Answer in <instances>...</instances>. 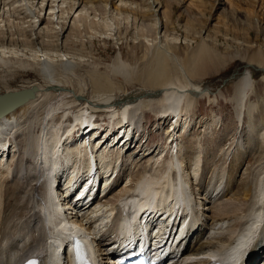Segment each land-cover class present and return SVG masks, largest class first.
<instances>
[{"label": "bare ground", "instance_id": "bare-ground-1", "mask_svg": "<svg viewBox=\"0 0 264 264\" xmlns=\"http://www.w3.org/2000/svg\"><path fill=\"white\" fill-rule=\"evenodd\" d=\"M20 1L24 2V4L18 5L17 0H0V22L6 20L8 22V25L12 24L13 26L15 25L14 24L15 21L28 22V19L32 18L34 20L38 19L39 20L38 23L40 22L43 23V21H46L47 25H53L54 23L53 17L55 14L56 15L58 14L60 15V17H58L57 19L60 18V20H62L61 23L63 24L61 32L64 31L63 33H65L68 31L67 29L69 28L71 30L75 29L76 31V28L79 26V22L84 21L83 18L85 17V14L86 17L87 15L90 16L89 13L87 14V10L92 9L91 12L92 11L96 12L97 10H99L100 12H106L109 3H111L112 8L116 9L117 12L119 11V13L120 11H124V13L125 12L133 13L135 15L134 16L135 20L133 21H135V23L140 22L141 23L140 26L142 25L144 28L146 27L145 30L146 29L148 30V27L150 29L152 23H154L153 27H156L155 28L156 30L157 28L158 29L161 28L162 30L164 26L169 25L168 23H170L171 20L170 14L167 11L161 15V10L163 9V7L159 0H20ZM229 2H231L232 4L233 1L229 0ZM234 5L235 3H233V7ZM47 10H49L48 20H46V13H45L47 12ZM129 16L127 17L129 18ZM86 17L85 19H87ZM73 18H74L73 23L70 26V21ZM151 18L153 21L152 23H150L151 21L149 22V19ZM42 23H40V26ZM135 23L133 22V25ZM8 25L5 24V26ZM189 26L191 27V25ZM189 26L186 27L180 26L179 28L180 32L185 33L184 34L185 40H187L188 37H190L189 35L191 34L190 29H188ZM141 29L143 30V28ZM202 33L203 30L196 32V35L201 36ZM25 34L28 36L30 35V33L27 32H25ZM143 35H145V33ZM156 35H158V33ZM149 37H151V35ZM203 37L196 51L193 52L191 55H189V57L185 61H182L183 65H179L180 64L179 62L175 64L176 63L175 59H174L175 63L172 64L170 61V59L172 58L170 57L171 51L170 53L168 52L170 54L168 55L167 51L162 52V50H160V53L159 52L156 53L157 60L156 59L152 60V58H148L147 61L144 60L143 62H140L141 64L138 69L139 73L138 74L136 72L135 73L137 74L136 79L142 82V84L144 85L143 90L130 92L127 88V89H121L122 91L124 90V92L121 93L114 92V87L112 86V84H110L111 81L109 79L98 78V79H93L92 82L93 89L90 92V96L89 94H85L84 90L80 89L79 91H76L75 88L73 89L70 86H67L66 84L60 82L55 77L60 67L65 71L67 70L71 71L70 69L78 67L80 63L75 64L74 62H70V60L68 59L66 60L61 59L55 62L50 58V57L54 58L53 56H48L42 53V54H37L38 55L37 60L34 57V61H32L30 67H26L24 65L19 64L22 61H20L19 58L17 59L16 54L11 53L10 50L2 51L8 54H3L0 51V88L4 86L3 91H5L0 94L17 92L19 90L37 87V92L34 99L28 101L27 103L19 107L17 110H14L13 112L7 114L6 116L0 119V155H1L0 156V264H14L13 260L15 258L17 260H21L22 258L28 260L29 258L32 257L31 256L32 254L35 256V253L30 252L35 249L30 247V245L32 244L43 245L38 248L45 247L46 249L49 244L53 243L55 245V243L61 240V235H58L56 237L54 236L53 238H49L47 240L45 246V244L40 242L43 239V237L40 236L41 227L43 228V232L48 231L50 228L53 229V233L55 231H58L61 232L63 236L64 234L66 235L69 232H73L75 234H82V235L88 234L89 236H91L92 234H96L98 232L97 227H95L93 231H90L89 228H87V231L90 232H82L81 229L79 228H76L75 230L72 231L69 227L70 224L71 223L76 224V227H80V226L83 227L86 224H88L89 227L92 228L94 225L98 226L99 221L104 223V219L107 218L108 220L112 219V221L117 220V223H119L121 227V231H120L121 234L122 232H126L125 224L127 223L135 226L136 225L135 221H137L138 225H143V226L150 225L149 221L148 224H146L147 221H144L145 217L157 218L159 215H156V211L160 209L161 210L166 209V208H159L166 206V204L168 205V207H170L169 203L172 201V198L176 200L177 204H180L182 200V203L185 206L188 205V199H186L184 195L185 193H187L191 200L192 194L189 193L190 189L187 188V183H186L187 181L185 180L186 181L185 182L182 179L176 178V176L178 175L173 177L174 180L176 179L175 184H173L174 183L173 180L171 181L169 179L170 177L167 179L169 175L174 176V173L173 174L165 173L164 176L163 175L160 176L162 177V179L165 181L166 184L169 183L168 184L169 188H166L167 185L165 183H164V185H166L165 187L156 184L160 180L156 181V178L152 179L155 176L152 177L151 175V178L150 176L143 177L142 176L143 173H141L142 175L135 173L132 175V180H131L132 182H134V184L133 183L130 184L128 188L125 189L121 188L120 189L121 191L119 190L120 192L118 194H115V189L111 190L109 195L103 197L102 199H98L97 202L95 204H92L91 206H85L86 204L85 199H81L72 204L68 203L64 198V191L60 187L57 188L56 190L54 187H51L49 191L43 190V187L46 184L50 183L53 185V183L60 182L61 179L65 177H67L66 181H68V183L66 184L68 191H72L75 187H77L80 184V180H79L80 174L78 175L75 172V170L73 171V169L63 170L65 166H69L72 164L73 166H76L75 163L73 162H76L75 160L78 159V154H80V151L84 154L82 155L85 161L84 163L85 166H83L84 168H87L89 166L90 169L91 162L95 163V161L99 162L100 164H106L103 166L104 168H107L105 182H103L105 178L102 175L98 174L101 185L103 183L105 185H108L114 173L117 174V176L113 181V185L115 186L116 181H118V185H119V180L122 183L124 182L122 178L120 179L121 174H125L127 167L128 168L130 167V165H128L127 163L128 159H130L132 156H133L132 159L133 158L136 159V156L139 154L138 151L139 148L143 147V145L140 146L142 143L139 144V146L137 147V141L132 139L131 141H127L123 145L124 149L125 147H128V150L124 155L117 153L115 151H111L112 149H115L117 146H119L120 142L115 147H113V143H112L111 144L112 146L108 150V152L106 151L101 153V149L104 146L109 144V142L110 143L114 142L116 139H118V137L117 136L115 137L114 135L111 136L109 141H107L104 145H102L99 148L98 147L99 143H101V141L104 140L103 134L100 137H98L95 141H92V144L90 143V141L88 142L85 139L81 140V142L73 141L70 139V137L72 136L71 134L65 137V134H61L60 131L57 130L56 128L53 127L49 128L51 119L50 120L48 119L53 118V120L51 121L55 122L54 116H58L60 114L59 117L64 119L66 118V116H68L67 114H73L72 120H70L71 126L68 125L69 128L67 127L66 130L68 131L70 130L69 132L71 133L72 132L71 130L77 129V131L80 132L81 129H86V127L82 128V126H87V128H89L88 130L89 136L90 135L94 136L99 130V128H102L105 131L104 133H106L107 131L106 129H108V127L109 128L111 127L114 118L121 117L122 119H117L119 121L115 123L116 127H118L117 129L120 130L124 128L123 138L129 137L130 135L127 132H125V130L127 131V129H129V126L131 124L125 127L122 125L124 121L130 122V119L131 120L135 119V116L133 117L130 114V112H128L129 107L131 110L137 108V105L135 104L138 102V99L143 97L150 99L149 101L147 100L148 101L147 105L150 106L151 99H155V97H161L162 93L159 94V91L163 92L165 90H169V87L172 85L174 87V83L172 82L171 78L173 77L172 76L173 74H176L178 68L185 72V77H186L185 82H180V84L177 85L179 86L180 89H182V91L179 90L178 88L170 91L171 92L170 95L168 91L165 92L164 95L167 96L169 100L170 99H172V101L174 100L175 108L164 109V106L162 105L161 106L162 109H160L159 111L162 113L163 117H165V115H167V113H169L170 111L173 112L176 117H179L178 109H180L181 107L180 105L181 103H183L186 109L185 113H188L190 109H193L194 101L196 102L197 98L199 100L202 99L204 96H206L207 93L209 94V92L207 91H210V89L207 88L205 90L206 92L204 93L202 86L203 84L201 83V80L206 76V71H208V68L213 67L215 68L216 72H219L225 66V64H228L229 61H233V58L227 60L223 58L222 61L220 55L217 54L213 48H210L209 45H207V41L209 37L208 36H207L208 38L207 37L203 38ZM154 38L153 40L150 39V41L155 42L156 39L154 40ZM159 39L157 40V42H155V45L158 43ZM6 45H8V43ZM10 45L11 46L22 45L27 47L30 46L33 48L36 47L35 42H33L32 40L30 42L25 43L22 40L13 39L12 41H10ZM154 47L157 48V49L155 48L154 50H159L158 49L159 47L157 45ZM2 49H5V47H2ZM171 60H173V58ZM247 65L249 66L255 65L264 71V55H262V52L261 51L255 52L249 58ZM25 69L27 71H25ZM25 72H34L36 76H38L39 78L41 77L43 79V82L37 83L32 80L30 81L25 80L24 78ZM253 75L254 74L249 70H246L244 73H242L238 77L236 84L234 85L235 93L234 92L232 93L235 94L233 96V102H234V107L237 110L238 114H240L241 111L239 110L240 108L243 107L245 108L246 106L248 107V114L246 115L244 114V115L248 119V129L250 133L248 139L249 144L246 143V145L244 144L245 146L243 145L244 146L243 148H245L246 150L244 151L240 143L239 146L240 148L243 149L244 152H242V150L238 148L239 150H241L240 151L241 154H239L240 156L237 157L236 161L234 159H236L235 157L238 155V153L235 157L233 156L234 157L233 160L235 161L233 164L234 173H232L231 175L226 174L227 175L226 176L225 174L222 173L228 170L225 169L224 171L221 172L222 174L220 173L221 177L218 178V180L220 179V181L214 184V181H216L215 178L219 174L218 171L223 168L221 167L223 165L220 166L221 168L220 167L214 168L215 166L213 165L214 167L212 168H214V170L211 171L212 172V174H210L211 178L210 179L208 178L210 181L206 185V187L203 188V186L205 185L203 183V186H201L202 185L201 182L205 178L203 177V180L201 179L202 180L201 181L200 179H198V177L201 172L202 175L204 174L205 176H207L208 174L206 175V171L211 166L209 167L208 165L207 167L208 169L206 171L205 168H203V166L202 168H200L201 160L199 159L202 157L198 156L199 157L198 158L196 156L197 153L196 151H192L191 153L187 152L189 153V155H187L186 158L183 157V160H181V162H173V158H170L171 159L170 161L167 160L166 162L164 161L165 163L163 162L165 164V167L166 166L172 167L174 164L180 166L181 168L180 176L183 178V175H181V173H183V168L181 167L180 164L183 162L185 163L186 162L185 159H188L187 167L189 168V176L191 175L190 179L194 180L192 176L193 174L194 178L195 176H198L196 177L197 181L200 180L197 184H195L196 186L194 185V187L197 188L199 193L202 192L201 194H199L201 195L199 198L200 200L199 206L204 205L205 207H203L202 209L200 208L199 213L201 214L202 219H199L198 221L201 220L203 223L199 224V228L195 232H193V235L189 239L191 245L187 248L185 254L181 255L180 257V259L182 260L181 262H183L184 257L185 258L191 257L190 259L195 258L196 261L188 262L187 260H185L186 261L185 264H211L210 259L217 256V254L221 253L224 249H227L226 251L230 250L229 254L225 258V261L227 262L229 259L234 258V261L229 264L237 263L240 260V258H242L245 255L246 253L245 248L250 246L252 237L248 238L247 240L245 239L244 241L241 242L238 241L236 244H233V242L231 241L235 237V233L238 230L242 229L243 226L247 225L249 222L250 223L248 225L250 228H255V227L257 228V226L262 222V219L264 218V179H260V180L256 179L258 176L260 178V175H262V173L258 174L257 173L258 171H256V169H258L257 166H260V164H262L261 160L264 158V146L260 138L259 131H258L259 133H257L258 137H256L255 140V135H256L255 130L257 127H255V124H253L252 121L250 120L251 113L255 105L252 104L251 102L248 103L247 105L245 104L248 101V98L247 101L245 100V98L248 97L247 89L248 88L251 89L253 87L252 84ZM15 79H20L22 81V84H20L18 88H14L8 84L9 83L8 81H12ZM198 80H200L199 83L195 85L194 82ZM62 91H66V92L69 91V93ZM62 95H65L66 97L71 96L74 105L71 108L65 107V109L60 111L62 114L58 112L59 110H61L60 107H55V108L50 107L45 111L44 113L45 115L40 116V117H45L43 119V123H41V128H42L41 133L43 134L41 140L44 143V147L41 148L42 147L41 144L37 147L38 149L31 148L29 137L18 140L22 136L28 134L29 132L28 128H30L31 125L33 126V124H36V122H38L34 120V117L39 118L38 117L39 115L37 116L36 114L38 110H40V108H43V110H45L44 108H46L50 104L53 98H59V96ZM250 95L251 93L249 94V96ZM185 96L186 98L184 100ZM164 100L165 99H163L162 104L166 102V100L165 101ZM46 104L48 105L46 106ZM171 107H173V105ZM71 109H73L74 111L73 110L71 111ZM146 110L147 109H145V111ZM245 110L246 108L244 109V111ZM117 111H118V115H116ZM35 114L36 116L32 117V115ZM103 116H105L106 119L107 118L110 120L113 119L112 123L108 122V120H106L105 118L104 119L102 118L103 120L101 119L102 122L98 120V118H101ZM69 117L70 116H68V119ZM161 119L163 120V118L161 117L158 119L159 124H161L160 123ZM62 121L63 120H60L58 118L56 121L57 126L61 125ZM105 121L106 123H104ZM187 124H188L187 121H185L183 126L184 125L187 126ZM243 125L245 126L244 123ZM172 126L173 124L170 125V128ZM130 128L132 130V126ZM58 129H61V127ZM172 132L174 133L175 130L172 129ZM172 132L167 133L169 134L168 139L170 141V144H173L174 141H177V138L175 139L176 135H173ZM13 134L15 135V143L11 141ZM47 134L50 135L52 134V136L55 138L54 141L49 142L48 140H46ZM259 138L262 144L260 143ZM18 144L19 146H21L20 151H23L24 154L27 153V151L29 152L30 150L33 149L34 150L37 149V150L36 152H34L32 158H28V157L24 158L23 157L24 154L22 155L21 152H18L17 154H19L20 156L18 157L17 160H15V158L17 157L16 153L13 155V157L10 156L11 153L15 152V149L18 147ZM49 144L52 145V147H50L52 148V153L49 154L50 156L46 153V150L49 149L50 146ZM170 144H168V146ZM72 145H75V147ZM7 146H9L8 149L9 153H8V157H5ZM92 146L93 147L95 146V148H93ZM89 147L91 148V153L88 151ZM163 147L164 146L161 145L159 147H156L155 150L150 151V155H153V157L150 159L148 158L149 159L148 163L151 164L152 161L158 160V158L157 160H155L154 153L156 151H158L157 154L158 156L161 157L163 156L166 149ZM171 149L169 152H171ZM94 151H96V153H94ZM129 153H132L133 155L130 154L129 157L126 158L127 154ZM176 154L178 155V151ZM150 155L149 153H147L144 158H147ZM125 159H126V163H124L123 161ZM120 161L123 162V164L121 165L122 167L118 169L116 164ZM25 162H26V166L24 165ZM221 162L222 161H220V163ZM78 163H80V161ZM136 166L135 167L131 166L130 169L132 170L136 168ZM194 166L196 167L194 168ZM151 167L152 165H150V168ZM146 168L147 166L145 167V169ZM199 169H202L201 172ZM176 171L179 170H175L174 172ZM148 172H146V174H148ZM176 173L178 174V172ZM253 173L256 174L257 176L254 175ZM128 176L131 177L130 175ZM118 185L116 186V189ZM174 185L176 186V188L173 187ZM91 188L89 189V191L91 190ZM179 189L182 190L181 193L179 192ZM55 194L56 196L53 199V196ZM178 194L180 195L182 194L181 198L179 197ZM89 196L90 195L88 192V197ZM220 199L222 200L216 204V201ZM154 203H156V205L153 207ZM148 205H151V209L148 208L149 207ZM195 206L196 205H192V203L189 202L188 207H194L195 209H193V211L198 212V209H196ZM135 207H138L139 209L142 210V213L139 215L141 216L140 219L132 213V210ZM121 208L122 210L125 211V213L118 216V213L120 212ZM167 211L174 212L175 210H173V208H167ZM13 215L20 217V219L12 223ZM94 217L97 218L93 219ZM253 217L256 218V221L254 220L253 222H251ZM174 220H175L174 217H167L163 226H166V224H172ZM20 224L23 225L20 227ZM18 229L27 230L25 236H23V238H25L24 240L17 239V236H15L16 231ZM189 233H192V230L190 231L188 230L187 234ZM256 235L258 234L256 233L255 236ZM259 235H262L263 239L256 244L254 250L256 255L262 257V262L260 264H264V253H261L262 250H264V226ZM104 236L105 234H102L101 238L98 241H96V245L98 249L96 250L95 253H92V257H91L94 262H97L98 260L103 261L105 259V258H100L103 255H106V253L103 252L104 250H102V248L106 246L105 243L107 240ZM241 239L243 238H240L239 240ZM25 245L27 247H24ZM52 250L53 248H49L48 252L51 253ZM251 254L253 255V252H251ZM26 255H28L29 258ZM37 256L40 261H42L45 264L47 263L48 259L45 257L42 258V254H38ZM57 257L58 255L51 254V256L48 258L49 261L56 262ZM101 264H107V262H103Z\"/></svg>", "mask_w": 264, "mask_h": 264}, {"label": "rangeland", "instance_id": "rangeland-1", "mask_svg": "<svg viewBox=\"0 0 264 264\" xmlns=\"http://www.w3.org/2000/svg\"><path fill=\"white\" fill-rule=\"evenodd\" d=\"M159 1L163 7V9L161 10V15L167 11L171 17L170 23H168L169 25L164 26L162 30L161 28H157L156 30V27H153L154 23H152V18L149 19V22L151 21L150 23H152L150 29L148 27V30H145L146 27L144 28L142 25L140 26V22L135 23V21H133L135 20V15L133 13H124V11H120V14L119 11L117 12L116 9L112 8L111 3H109L106 12H100L99 10H97L96 12H91L92 9L87 10V14L89 13L90 16L87 15L86 17L85 14V17L87 19H85L84 17V21L79 22V26L76 28V31L75 29L71 30L69 28L65 33H63L64 31L61 32L63 24L61 23L62 20H60V18L57 19L58 17H60V15L58 14H55L53 17V25H47L46 21H43V23L40 22L42 23L40 26V23H38V19L34 20L32 18H29L28 22L15 21V25L12 26V24L8 25V22L6 20H3V22H0V43L2 42L0 44V51L2 52L4 50H10L11 53L16 54L17 59L19 58L20 61H22L19 64L26 67H30L32 61H34V57L37 60V54L42 53L48 56H53L54 58H50L55 62L61 59H68L70 60V62H74L75 64L80 63L78 67L70 69L71 71H65L60 67L55 77L67 86H70L73 89L75 88L76 91H79L80 89L84 90L85 94H89L90 96V92L93 89V79L98 78L109 79L111 81L110 84H112V86L114 87V92L121 93L124 92V90L122 91L121 89L127 88L130 92L143 90L144 85L142 84V82L136 79V75L139 73L138 69L141 64L140 62H143L144 60L147 61L148 58L157 60L156 53H160V50H162V52L167 51V53H170L171 51L170 57H172L173 60H171V58L170 61L172 64L175 62V64H177L179 62V65H183L182 61H185L189 57V55L196 51L198 45L201 43L202 37L204 36L206 38L208 36L209 39L207 41V45H209L210 48H213L216 53L220 55L221 60L223 61V58H225L226 60L233 58V61H229L228 64H225V66L219 72H216L215 68L213 67L208 68V71H206V76L202 80H200L203 84L202 86L204 93L206 92L205 90L209 88L210 91H207L209 92V94L207 93V95L202 99L198 100L197 98L198 101H194L193 109H190L188 113H185V106L183 103H181V107L180 109H178L179 117L181 116L180 118L176 117L175 114L171 111L169 112L170 114L167 113V115L163 117L162 113L159 111L160 109H162V105L164 106V109L175 108L174 100H169L168 97L164 95L167 91L170 95V91L179 88V86L177 85H179L180 82H185V72L183 70H180L179 68L176 74H173V77L171 78L172 82L174 83V87L172 85L169 87V90H165L163 92L159 91V94L162 93L163 95L161 94V97H155V99H151L150 106L147 105L150 99L143 97L138 99V102L136 101L137 103L135 105H137V108L131 110L129 107L128 112H130L133 117L135 116V120H137L138 122L135 120L134 121L138 123V125L136 124L134 125V127L133 124L130 125L129 129H127V131L125 130V132L130 135V131L133 130V134L137 139V147L141 143L142 144L140 146L143 145V147L139 148V154L136 156V159H132L133 156L128 159L127 163L128 165H130V167H127L125 174H121L120 179L123 178L124 182L122 183L120 182V180L119 182L121 183V186H123L122 189L128 188L126 186L134 183L131 181L132 175L135 173L142 175L141 173H143V177L150 176L151 178V175L152 177L155 176L152 179L156 178V181H161V183L160 181H158L159 183L157 182L156 184H159L163 187L167 185L166 188H169V183L166 184L160 176H164L165 173H174V176L169 175L167 179L170 177L169 179L171 181L173 180V184H175L176 179L174 180L173 177L178 175L176 178H182L180 176L181 168L180 166H177L175 164L172 166L174 171L179 170L176 171L178 172L177 174L173 171L171 166L165 167L164 163L167 160L170 161V158H173V162H181V160H183V157L186 158L189 153H191L192 151H196V156L202 157L199 159L201 160L200 168H202L203 166V168H205V171L208 169V165L209 167L211 166L210 168L214 166V168H219L221 165H223L221 167L224 168V166L226 165L224 169L222 168L218 171V175L220 176L217 175V177L215 178L216 181H214V184H216L218 181H220V179L218 180V178L221 177L222 173L225 175H231L232 173H234V162L237 160V157L240 156V151L242 150V152H244L246 150L245 148H243L246 143L249 144L248 139L250 133L248 129V119L245 116L246 114H248V107H245V111L244 107L240 108L239 110L241 111L240 114H238L233 102V96L235 94H232L233 92L235 93L234 85L236 84L238 77L246 70L251 71L254 75L252 79L253 87L251 89H247L248 97H246L245 100L247 101L248 98V101L245 104L247 105L251 102L255 105L252 110L250 120L253 124H255V127H257L255 130V140L256 137H258L257 133L260 132V138L264 146V71L255 65H247L249 58L255 52L261 51L262 55H264V0H232V4L231 2H229V0ZM17 3L18 5L24 4V2H21L20 0H17ZM233 3H235L236 6L234 5L233 7ZM45 13L46 20H48L49 10H47V12ZM127 16H129V18ZM74 18L70 21V26L72 25ZM133 22L135 23L134 25ZM5 24H7L8 26H5ZM179 25L183 27L191 25V27L189 26L190 28L188 27L191 34L189 35L190 37H188L187 40H185V33L179 31ZM141 28H143V30ZM201 30H203V33L201 34V36H197L196 32H199ZM151 31L153 32V34ZM25 32L30 33V35H26ZM144 33L146 35V38L145 35H143ZM157 33L158 35H156ZM150 35L151 37H149ZM153 38L154 40L156 39L155 42H157V40L160 38L158 43L156 44L159 47V50H154L156 48L154 47L156 46L155 42L150 41V39L153 40ZM13 39L22 40L25 43L32 40L33 42H35L36 47L33 48L30 46L27 47L22 45L11 46L10 41H12ZM7 43L8 45H6ZM2 47H5V49H2ZM2 53L8 54L4 52ZM169 53L168 55H170ZM26 69L25 71H27ZM24 78L25 80H32L37 83L43 82V79L41 77L40 79L38 76H36L34 72H25ZM200 80L195 81L194 84L197 85ZM8 82V84L14 88H18V86L22 84V81L20 79H15ZM3 90L4 86L0 88V93L5 92ZM179 90L182 91V89L180 88ZM250 91H252L253 93ZM66 93H69V91ZM250 93L251 95L249 96ZM62 96H59V98H53L49 105L46 104V106H48L44 108L45 110H43V108H40V110H38V112L36 113L37 116L39 115V118L34 117V120L38 122H36V124H33V126L31 125V129L28 128V134L22 136L18 140L29 137L31 148H37L41 144V148H43L44 143L41 140L43 136V134L41 133V123H43V119L45 117L40 116L45 115V111L50 107H60L61 110L58 111L60 112L65 109V107L71 108L74 105L71 96ZM185 98L186 96L184 97V100ZM163 99H165L166 102L162 104ZM172 105L173 107H171ZM145 109L147 110L145 111ZM72 110L73 109H71V111ZM36 114L32 115V117L36 116ZM59 115L54 116V123L51 121L53 120V118L48 119H51L49 128H56L60 131L61 134H65L68 125L71 126L70 120H72L73 114H67L68 116H70L69 119L68 116L62 119L61 117H59ZM116 115H118V111ZM241 115L244 117H242ZM57 117L60 120H63L62 124L59 126H57L56 124V121L58 119ZM160 117L163 118V120L161 119V124H159L158 122V119ZM102 118L104 119L105 116L98 118V120H101ZM115 118L114 120L122 119L121 117ZM106 120L112 123L113 119L110 120L107 118ZM114 120V124L112 123L111 125V127L114 125L112 133H114L116 130L115 123L119 121ZM185 121H187L188 123L187 126H183ZM104 123H106V121ZM243 123L245 124V126L243 125ZM171 124H173V126L170 128ZM131 126L132 130L130 128ZM60 127L61 129H58ZM172 129H174L176 133H173ZM168 132H172L173 135H176L175 139L177 138V141H174L173 144H170V141L168 139L169 134H167ZM260 138L259 141L262 144ZM54 139L55 138L52 136V134H47L46 140L50 142L54 141ZM168 144L170 145L168 146ZM239 144L244 149V151L242 148H240ZM161 145L164 146L163 148H166L165 153L163 154L164 157L158 156V151H156L154 155L155 160H157L158 158V163L157 161H152L151 164L148 163V160L153 157V155H150V151L155 150L156 147H159ZM50 147H52V145L49 146V149L46 148V153L48 155L52 153V148ZM238 148L241 150H239ZM170 149L171 152H169ZM32 151H34V149L30 150L31 153ZM177 151L178 155L176 154ZM147 153H149L150 156L144 158ZM130 154L133 155L132 153H129L127 154L126 158H128ZM24 155H26V153ZM82 155L84 154L80 151V154H78V159L75 160L76 162H73L76 166L78 165V167L80 165L85 166V161ZM233 156H236V159H234ZM28 158H32V156H28ZM17 159L18 157L15 158V160ZM185 160L186 164L184 162L180 164L183 168V173H181V175H183L184 181H187L185 182L187 183V188H190V191L192 193L193 203L198 204V202H200L199 198L201 196L199 194H201L202 192L199 193L194 185L197 184L201 179L203 180L204 177V180L206 182L204 180V182L201 180V186H203L204 183L205 186H203V188H205L210 181V174H212L211 171H213L214 168H209L210 170L208 169L209 171H206V175L208 174V177L204 174L202 175V169H199L201 172L199 177L195 176V179L192 180L190 179L191 175L189 176V168L187 167L188 159ZM219 160L222 162L220 163ZM79 161L80 163H78ZM123 161L124 163H126V159ZM261 163L262 164H260V166H257L259 170L256 169V171H258V174L262 173V175H260V178L258 176L256 178L257 180L264 179V158L261 160ZM24 165L26 166V162L24 163ZM150 165H152L151 168ZM116 166L118 169L122 167H118L117 164ZM131 166H136V168L131 170ZM146 166L148 170L147 168L145 169ZM195 167L196 166H194V168ZM225 169L228 170H226V172H222ZM146 172H148V174H146ZM128 175H130L131 177H129ZM196 177H198V179L200 180L197 181ZM111 181L112 180H110V182ZM164 183L166 185H164ZM173 187L176 188L175 185ZM120 191L116 192L115 194H118ZM221 200L222 199L217 200L216 204ZM172 201L169 203L171 207H173L176 203V200H174V198H172Z\"/></svg>", "mask_w": 264, "mask_h": 264}, {"label": "water", "instance_id": "water-1", "mask_svg": "<svg viewBox=\"0 0 264 264\" xmlns=\"http://www.w3.org/2000/svg\"><path fill=\"white\" fill-rule=\"evenodd\" d=\"M37 87L0 94V119L35 98Z\"/></svg>", "mask_w": 264, "mask_h": 264}]
</instances>
